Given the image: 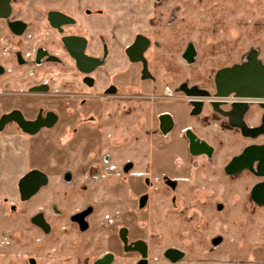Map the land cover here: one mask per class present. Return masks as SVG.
<instances>
[{"label":"rangeland","instance_id":"obj_1","mask_svg":"<svg viewBox=\"0 0 264 264\" xmlns=\"http://www.w3.org/2000/svg\"><path fill=\"white\" fill-rule=\"evenodd\" d=\"M149 15L152 16L148 19ZM137 29L152 38L145 58L154 79L136 83L139 65L129 70L121 68L116 72L121 78L113 82L118 96H109L102 90L103 98L89 99L83 106L82 98L65 97V109L75 111L65 117L63 138L57 142L56 132H51L33 140L31 148L30 166L41 167L48 174L72 172L80 177L90 172L89 180L73 181L72 185L99 193L96 202L88 201L93 204L88 227L78 228L76 221L70 220V207L64 216L52 215L53 228L46 236L30 221L38 211L40 191L29 200L36 209L28 215L13 216L12 227L7 225L9 219L0 218L4 222L1 236L10 235L17 240L15 246L3 241L0 252L5 256L6 252L21 253L18 261L22 263L18 264H27V253H43L45 247L56 242L54 253L77 258L79 263L88 257V264H92L112 252L113 264H129L138 254L126 246L142 239L149 245L151 258L163 257L166 249L175 246L185 251L187 257L225 254L245 264L251 255L264 261V206L256 204L250 195L252 187L264 178L248 170L236 175L225 171L231 159L245 147L264 143V135L246 137L227 119L222 124L219 115L204 117L211 116L208 105L200 115H193L180 90L186 83L213 92L216 72L246 62L251 51H256L264 62V0H147L145 19ZM5 36L17 37L0 21V38ZM131 69L133 72L129 73ZM61 71L59 76L63 74L68 80L81 77L71 62ZM77 86L75 82L62 85L68 93L89 90ZM161 105L181 125L175 135L182 136H172L170 144L148 121V112L155 109L156 120V110ZM3 106L0 102L1 110ZM255 110L254 115L249 113L245 117L250 126L258 123L259 113ZM189 132L205 138L211 152L202 157L187 152L184 143L189 142L184 139ZM125 146L139 152L140 146L145 147L141 157H136V152L128 157L127 161L135 162L134 170L129 172L123 163H111L107 158L111 147ZM156 151L162 152L166 161L170 158L181 167L176 190L164 179L166 174L173 173L167 169L171 162L151 165ZM94 175L97 178L93 179ZM141 193L147 194L143 202ZM123 229L127 243L121 237Z\"/></svg>","mask_w":264,"mask_h":264},{"label":"flooded vegetation","instance_id":"obj_2","mask_svg":"<svg viewBox=\"0 0 264 264\" xmlns=\"http://www.w3.org/2000/svg\"><path fill=\"white\" fill-rule=\"evenodd\" d=\"M152 1L154 3V0ZM9 3L11 6V12L7 17H0V21H2L3 24L7 27V29L17 37L11 38L9 36H5L3 38H0V44H2L3 46V48H0V102L4 103L2 110L0 109V149H3V151L11 149L13 153L20 154L21 147L28 146L31 149L33 140L42 136H47L48 133L56 132L55 136L57 137V142L63 138L64 128L66 126L65 124H67L65 122H67L66 118H68V112L75 111L74 109H72V111L67 108L65 109V97H67V99L75 97L82 98L81 106H83L89 99L96 100L99 98H103V91V93H107V95L109 96H118L119 90L118 87L114 85V83L100 90L97 87V80L94 76V73L99 68L105 66L106 60H109L110 47L108 45V40L107 43L105 39L101 40V52L99 54H91L89 51V39L80 34L79 32L73 31L69 28L72 26H76V21L70 19L69 17H66L58 11H51L47 14V17L45 19L47 25L46 27L37 25L31 31L28 32L26 30V27H28L29 25H26L24 21L17 19V14L14 11L13 7L14 0H10ZM152 15L147 16V18L149 19ZM67 36H80L85 39V54L90 57L98 58L100 60V64L94 70L89 73H84L79 70L75 58L69 53L63 42L64 37ZM140 36L147 39L148 47L140 56L139 60L133 61L127 52L128 49L135 44L138 37ZM151 47V36H148L143 33V30H139L134 35L132 41L124 48V54L128 63L131 65H135L136 67L139 65L140 67L139 77L137 76L134 79L136 83H139V81L142 82L144 81V79H154V77L151 75L149 65L145 58V55L151 49ZM70 62L75 67L76 71L81 74V77L73 76V79L68 80V78L65 77V75L63 74H61V77L59 76L62 72V68L66 67L67 65L69 66ZM130 71L132 73L133 69ZM65 78H67L65 82H59V79L63 80ZM53 79H55V81L51 82V80ZM62 82L65 85H69L70 83L75 82L78 85L77 89L80 85H83L89 90L78 91L75 89L73 92L68 93V91L63 89ZM130 82H132V80H130ZM54 87L59 88V90L55 89ZM211 93L215 94V83L214 91ZM134 98H138V96ZM173 99H175V97H173ZM234 99V97H231L227 102H225V104L220 106V109L222 111H229L230 105L233 103ZM188 103L191 106L189 100ZM248 103L249 109L245 114V117H247V114L249 113H252L254 115V113H256L255 109H257V113H259V115L257 116L258 123L249 126H261L264 123V109L260 106L259 101L250 100ZM206 105H208L211 109V105L209 102H207ZM191 108L193 110L192 106ZM211 111V116L204 117L210 119V117H213L214 114L219 115L222 119V124L225 121L224 118L228 120V118L225 117L221 112L213 111L212 109ZM165 116L162 117L164 121L168 119ZM155 130H157L158 132L159 129L155 128ZM74 131L77 132V129H74ZM46 175L48 176V173H46ZM90 175L91 174L89 172L87 174H84L83 177L85 178V180H89L91 178ZM48 185L49 176L48 183L43 186L35 195H37L40 191H42V193L46 191L48 189ZM42 193L41 195L43 196L44 194ZM31 198L23 199L18 186L16 194L4 197L3 203L6 205L7 211L6 213H4V215L0 213V218L4 217L6 219H9L7 220V222H9L7 225H11L12 227V224H10V219L17 214L25 215L24 212L26 211V206L27 204L31 203V201H29ZM63 198H65L66 201L71 199L70 196H65ZM60 206L63 207L62 203H60ZM92 212L93 207H83L81 210L72 213L70 215V220L76 221L78 228H82L84 226L87 228V220L91 217ZM66 214L67 213L64 209L58 216H64ZM30 221L34 223L37 227L42 229L46 236L51 233L53 225L48 222V218L44 210L38 211L37 213L31 215ZM3 223L0 221V224L3 225ZM3 241H7V244H11L13 246L17 244L16 238L10 235L7 237L0 236V244H2ZM138 241H143L147 245V264H153L151 255L149 253V245L145 240L137 239L132 245L128 246L134 247L135 243H137ZM11 245L10 249L13 248ZM169 249L179 250L181 252V256L176 260L167 257L166 252ZM133 251L138 254V257L134 259V262L129 264H139V262L143 259V255L138 250ZM109 253L113 255L114 260L115 254L112 252H107L103 256L99 257L97 260H94L92 264H97L98 261H100L105 255ZM27 254L25 255L26 258H28L27 264H41V255H47L48 257H61L62 255L49 252H43L34 255ZM20 256H22L21 253H17L15 251L6 252V256L4 252H0V264H18V259H20ZM25 256L23 257L25 258ZM63 256L65 257V262H69L71 264H88V257H84L83 262L79 263V259L77 260V258L62 255V257ZM156 258L167 261L171 264H175L186 259L187 254L185 251L173 246L169 247L163 252V257ZM113 260L110 264H113Z\"/></svg>","mask_w":264,"mask_h":264},{"label":"crops","instance_id":"obj_3","mask_svg":"<svg viewBox=\"0 0 264 264\" xmlns=\"http://www.w3.org/2000/svg\"><path fill=\"white\" fill-rule=\"evenodd\" d=\"M145 4L146 0H14L13 7L17 14V19L22 20L26 25H29L26 27L28 32L37 25L46 27L47 25L45 19L47 14L51 11L61 12L66 17L75 20L76 26L69 28L73 31L79 32L89 39V51L93 55H97L101 52V40L105 39L106 43L108 40V45L110 47L109 60H106L104 67L99 68L94 73L97 80V87L101 90L106 88L108 85L113 84V82H118V79H120L121 76H119V73H116L117 70L121 68L129 70L130 68L136 67L135 65L129 64L126 60L125 54L121 53L124 51L125 46L132 41L134 35L138 31L137 28L142 27V22L145 19ZM129 73H131V71ZM113 79L115 80L113 81ZM182 101L186 102L184 100ZM190 109H192L191 106ZM156 111L158 112L156 113V120H154L155 109L148 112L147 115L149 116V124L156 126V128L159 129L158 132L160 135H162L163 138H168L167 143L170 144V140L172 139V136L175 135L177 126L181 127V125L178 124V119L175 118L170 111H168L165 105L159 106ZM165 115L170 117L169 120L167 119L164 121L162 117ZM203 130H205V128H203ZM175 136H179L180 138L182 135L176 134ZM157 137L159 139V141H157L160 142L161 140L159 135H157ZM188 138L186 137L184 142L188 140L189 144L186 145V143H184V147L187 152L192 153L191 141ZM198 138L205 141V138L203 139V137L201 138L198 136ZM150 147H153V144H151ZM144 148L145 147L140 146L139 152L137 150L133 151L131 146L111 147L107 158L111 163H123L125 165L124 167L129 172L130 170H134L135 162L127 161L128 157H131L133 152H136V157H139ZM20 151V154H15L11 149H7V151L0 149V213L2 215H4L7 211V207L3 203L4 197L16 194L20 178L32 168L43 170L38 166H30L33 158L31 156V149L28 146L21 147ZM138 153L140 154L137 155ZM161 154L163 155L162 152L157 153L156 151V153L151 156V165L159 163L164 166L165 164L171 162V164H168L167 169L169 172L173 170V173L171 172L170 174H166L164 179H167V184L172 189L176 190L179 186L177 177L178 172L181 171V167L177 164L178 162L169 161L170 158L166 161L165 157ZM195 156L202 157L206 155L202 153ZM180 162L182 165L183 162ZM174 163L178 165V167H176ZM83 175L84 174L78 177L76 173L74 174L72 172H55L53 174H48V189L44 191L42 193L44 195H40V199H38V211H45L48 222L51 225L53 214L58 216L64 209L70 212V207L72 208V214L75 212V208H79L81 206L93 207V204H90L88 201L91 200L92 202H96L97 199H99L97 198L99 193L95 192L93 189L80 186L72 187L73 181L76 182L81 180V182H83L85 180ZM100 191L101 189H99V192ZM104 194L105 193H103V196L106 195ZM141 194V201L143 202L147 194ZM65 196H70V201H66V199L63 198ZM60 203H62L63 207L60 206ZM35 209L36 206L29 203L26 206L24 214L28 215ZM108 211H110V204H107V212ZM37 212L35 211V213ZM3 227L4 225L0 224V229ZM57 246L58 243L54 242L53 245L45 247V252L54 253L53 250ZM62 255L61 257H48L47 255H41V264H71L69 262H65V257H62ZM217 256L208 258L199 254L197 257H187L183 261L175 264H241L239 260L232 259L225 254ZM249 258V261L245 262V264H264V261L260 258L253 259L251 255ZM151 259L153 264H171L159 258L152 257ZM115 264H117V262H115ZM120 264H123V261H121Z\"/></svg>","mask_w":264,"mask_h":264},{"label":"water","instance_id":"obj_4","mask_svg":"<svg viewBox=\"0 0 264 264\" xmlns=\"http://www.w3.org/2000/svg\"><path fill=\"white\" fill-rule=\"evenodd\" d=\"M10 0H0V17H7L11 12ZM63 42L69 53L75 58L77 67L84 73L94 70L100 60L85 54L86 41L80 36L64 37ZM148 47L147 39L138 37L133 46L128 49V55L133 61L139 60L140 56ZM215 94L198 86L189 87L186 83L180 86L193 107L192 114L200 115L209 102L213 111L221 112L228 118L229 124L239 128L246 137L257 138L264 134V123L259 127H250L244 120L249 109V101L256 100L264 109V63L259 59L257 52L252 51L248 60L242 64L219 69L214 77ZM234 97L229 111H222L220 106ZM169 120V116H165ZM191 141V152L194 155L209 154L210 145L202 141L197 135L189 132ZM202 148V149H200ZM200 149V150H198ZM251 171L259 177L264 178V143H253L245 147L241 154L233 157L225 167L228 175H236L243 171ZM48 183V176L39 169H32L19 180V191L23 199H29ZM251 199L258 205L264 206V179L256 183L251 189ZM126 231H121V237L127 243ZM127 249L138 250L143 259L139 264H147V245L143 241L135 243L134 247ZM166 256L176 260L181 256L177 249H169ZM113 260L112 254L105 255L97 264H110Z\"/></svg>","mask_w":264,"mask_h":264},{"label":"built area","instance_id":"obj_5","mask_svg":"<svg viewBox=\"0 0 264 264\" xmlns=\"http://www.w3.org/2000/svg\"><path fill=\"white\" fill-rule=\"evenodd\" d=\"M93 178H97V175H95Z\"/></svg>","mask_w":264,"mask_h":264}]
</instances>
